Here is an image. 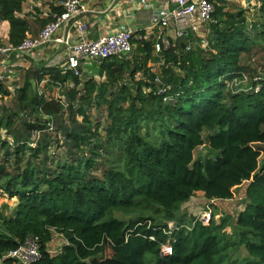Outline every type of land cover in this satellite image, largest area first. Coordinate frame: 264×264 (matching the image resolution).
Listing matches in <instances>:
<instances>
[{
	"label": "trees",
	"instance_id": "16d2710c",
	"mask_svg": "<svg viewBox=\"0 0 264 264\" xmlns=\"http://www.w3.org/2000/svg\"><path fill=\"white\" fill-rule=\"evenodd\" d=\"M217 1L209 51L185 52L182 42L161 51L164 94L157 93L149 69L152 41L142 39L136 41L137 57L92 66L104 79H86L78 89L79 80L71 78L64 99L34 89L36 120L0 117V188L17 199L10 214L0 213V256L34 235L41 255L34 264H264V163L258 147L264 144V66L248 65L254 49L264 57V0H256L262 22L251 25L259 29L252 39L241 11L222 13ZM22 6L23 0H0V24L8 23L12 45L31 29L19 16ZM35 19L32 27H42L45 21ZM36 68L37 81L48 75V91L70 79L57 68ZM244 74L251 88L234 87ZM24 81L19 91L26 102L31 85L28 77ZM7 93L0 83V95ZM91 101L102 105L104 137L89 122ZM51 128L67 144V155L55 166L40 156L41 134ZM34 133L38 138L31 140ZM200 147L207 152L202 157L195 155ZM244 180L245 205L231 214L230 234L225 219L214 218L207 224L178 221L169 231L166 221L176 219L178 205L196 192L208 201L228 200ZM54 232L66 242L51 254L47 244ZM163 244L171 246V255L160 254ZM2 263L16 264L9 258Z\"/></svg>",
	"mask_w": 264,
	"mask_h": 264
},
{
	"label": "built area",
	"instance_id": "2783aa9c",
	"mask_svg": "<svg viewBox=\"0 0 264 264\" xmlns=\"http://www.w3.org/2000/svg\"><path fill=\"white\" fill-rule=\"evenodd\" d=\"M97 0H55L52 6L39 14L44 24L36 35L26 32L25 37L17 45L8 42V37L0 43V83L3 85L7 79L15 80L11 76L12 68L22 67L24 61L33 62L34 66L42 65L43 68H57L61 75H68L70 79L64 84L73 87L71 78L81 79L84 73L92 69L93 65H99L104 60L112 57H128L132 54L137 40L152 41V53L158 56L157 62L149 63L150 72L155 76L153 81L158 86L157 93L164 94L168 86L162 84L159 78L160 66L163 58L162 50L173 46L179 40L183 44V50L189 51L198 46L199 49L209 51L213 42L211 27L216 23L213 17L215 7L213 0H165L162 4L150 7V29L157 32L149 35H139L136 26L118 22L116 25L106 23L103 17L95 21L105 24L103 32L94 38L86 36V23L88 16L103 11L94 10ZM97 13V14H99ZM20 16V15H19ZM92 18V16H91ZM95 21H92L94 23ZM7 34V33H6ZM152 37V39H151ZM264 76V69L261 73ZM259 74V75H261ZM258 74L252 81L260 79ZM137 72L135 78H141ZM10 80V82H11ZM50 81L48 75H44L37 82L38 94H42L41 88ZM61 84L55 87L60 88ZM233 86L241 89H250V82L244 74L241 79H234ZM255 91L259 88L255 85ZM162 99H169L168 96ZM243 183H248L244 180ZM213 218L212 210L207 205L200 210L194 218V222L207 224ZM177 228L175 225L169 231ZM154 240L152 236L148 237ZM65 240L63 244H65ZM62 244V245H63ZM38 236H28L14 249L0 256V264L4 258L13 259L16 264H34L40 258ZM171 246L163 244L160 247L162 256L171 255Z\"/></svg>",
	"mask_w": 264,
	"mask_h": 264
},
{
	"label": "rangeland",
	"instance_id": "374dc122",
	"mask_svg": "<svg viewBox=\"0 0 264 264\" xmlns=\"http://www.w3.org/2000/svg\"><path fill=\"white\" fill-rule=\"evenodd\" d=\"M50 0H40V6H44L45 4H48ZM220 5H224V8L222 10V13L225 12H233V13H238L241 11V16L244 18V25L246 28H244L245 34H247L251 39L255 38L259 29H252L251 25L253 24H260L262 22L260 18V13L258 10L259 2L256 0H220V2H216ZM23 11V12H22ZM22 11L21 15L22 17L26 18L28 21H30V28L33 30V24L35 23L33 21H36V19H32V17H36L39 19V7L31 4L29 0H23V6H22ZM224 18V17H223ZM32 21V22H31ZM35 26V25H34ZM222 27V26H221ZM30 29V31H32ZM8 31H7V24L2 22L0 24V43L5 39V36H7ZM152 39V37H151ZM153 40V39H152ZM181 43V41L179 40ZM137 43L135 42V45ZM179 46V45H178ZM194 49H199L198 46H194ZM177 53L179 56H181V47H175ZM257 49V48H256ZM255 50V49H254ZM252 51L251 53V59L248 61V65L251 68L257 67H263L264 64L261 62V59H264L263 53L257 49L256 51ZM139 51L136 50L135 46L133 49V52L131 55L128 57H125V59H131L134 57H137L139 55ZM205 54V53H204ZM156 57V55H154ZM151 58V62H157L154 61L155 57ZM247 62V60H246ZM24 67H14L12 68L11 76L15 78V80L7 79L6 83L3 85V87L7 90V95L4 96V94L0 95V117L4 115V117L7 116H12L16 123L21 120L23 121H32L36 120V112H35V99H32V94L34 92V89L32 88L33 84L35 83V77H34V71L37 69L36 66H34L33 62L28 63V61H24ZM175 70L178 73H181V70L178 68H175ZM25 76L28 77L29 79H32V82H30V89L26 91V95L29 99H27L26 102H23L20 99V89L24 85V80ZM89 78H94L96 80L98 79H104L102 75L94 71V73H84V75L81 77L79 80V85L77 86L78 89H81L82 83H84V80L89 79ZM129 77L127 76L126 79ZM11 80V82H10ZM8 87V88H6ZM71 87L63 85L60 88L53 87L51 91H48L50 88L48 86L42 87L41 91L42 94L45 96L49 97H55L58 99H64V96L66 95L67 91H69ZM245 89L244 87H242ZM40 95V94H39ZM39 97V96H38ZM79 97V96H77ZM67 99V98H65ZM86 112L87 116L89 119V122L94 126L97 124L98 130L97 132L101 137H104V111L102 109V105H97L94 101H91L87 106H86ZM66 118V114L62 116V119ZM80 120L81 118L78 117ZM52 126V124L49 123V126ZM54 128V126H53ZM52 130H45L46 133L41 134V142L45 146L44 151L40 152V156L46 157L47 155V161H51V163L55 166L58 163H60V160L67 155V144H62V135L61 134H56ZM24 134V133H23ZM4 137L8 138L11 140L7 135L2 134ZM207 135V132H204V137ZM22 138V137H21ZM38 138V133H34L32 136H30V139H36ZM30 140V141H31ZM259 149L263 152L264 154V144L258 146ZM66 150V151H65ZM29 149L25 150V154H28ZM206 149L205 148H198L195 151V155H205ZM264 159V157H263ZM29 161L31 162H37V159L35 157H32ZM100 171V170H99ZM246 183H243L242 186L237 188L236 190V195L232 200L225 201V202H207L204 196H201L200 194H195L192 197L189 198L184 203H181L178 205V208L176 210V219H172L169 221H166L167 226L172 229L174 225L178 223V221H189V220H194L195 215L198 213L197 211L202 208V207H207V205L210 207L212 212H214V221L215 223H219L221 219H225L227 222V226L224 228V231L226 233L230 234L231 232V214L238 212L239 210H243L244 205H245V198H244V193H245V187ZM1 187V185H0ZM16 198H9L3 190L0 188V213H9L12 212L16 205ZM124 218H127L126 216H123ZM61 236V235H60ZM60 241H62V244L64 242V239L57 235H53L51 239L52 243V248L57 249V246L60 244ZM61 246V245H60Z\"/></svg>",
	"mask_w": 264,
	"mask_h": 264
},
{
	"label": "crops",
	"instance_id": "0c3cea01",
	"mask_svg": "<svg viewBox=\"0 0 264 264\" xmlns=\"http://www.w3.org/2000/svg\"><path fill=\"white\" fill-rule=\"evenodd\" d=\"M29 1L31 2V4L39 7V13L38 14H40L42 11L49 8V6H52V3L55 0H50L49 3L45 4L44 6H40V4H41L40 0H29ZM163 1H165V0H97L95 5L93 6V9L101 12L105 8L106 11L103 14H100L99 12H97L99 14H97V13L86 14V16H88V17L85 21H86V23H90V25L87 27L86 36L89 38H94V37L98 36V34H101L103 32V27L106 23H112L113 25H116L118 22H123V23L125 22V23L131 24L133 26H136L140 30L138 32L139 35L145 36V35L155 33V32H157L156 29H153V30L150 29V27H151V23L149 21L150 7L158 6V5L162 4ZM19 15L22 16L21 14H19ZM91 16H92V18H91ZM100 17L104 18V21L106 22L105 24H103L102 22L98 23V21H95L96 20L95 18H97V20H98V19H100ZM31 18L35 19L36 17L31 16ZM92 21H95V22L92 23ZM4 23L7 24V31H8V23L5 21H4ZM34 25L35 26H34L33 30L32 31L29 30L27 32L28 34L36 35L38 33V31L40 30L41 27H38L36 24H34ZM22 67H24V65ZM94 71H96V70L91 69L90 71H88V73H90V72L94 73ZM30 82H32L31 78H30ZM37 82L38 81L35 78V83L33 84V89H37ZM6 88H8V87H6ZM262 153L263 152L261 151V155L259 158L260 163H264V159H263L264 154H262ZM195 194H197V195L200 194L201 196H203V194L201 192H196ZM233 198L228 199V200H222V201H216V200H210V201L206 200V201L211 202V203L215 202V201L216 202H225V201L232 200ZM15 200L17 202V199H15ZM203 208L204 207L200 208L197 212H199ZM54 234L61 237L60 234H57L55 232L53 233V235ZM60 245L62 246V241H60V244L57 246V249H54V248H52V243L50 241L47 244V250L51 254H56L61 249ZM1 264H3V263H1Z\"/></svg>",
	"mask_w": 264,
	"mask_h": 264
}]
</instances>
